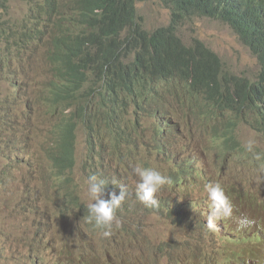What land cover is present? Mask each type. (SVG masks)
Listing matches in <instances>:
<instances>
[{
    "label": "trees",
    "instance_id": "16d2710c",
    "mask_svg": "<svg viewBox=\"0 0 264 264\" xmlns=\"http://www.w3.org/2000/svg\"><path fill=\"white\" fill-rule=\"evenodd\" d=\"M137 1L148 0H32L34 7L26 15L0 17V72L7 70L8 82L0 99V139L14 138L13 160H20L22 168L28 162L20 159L17 150L21 148L18 145L16 150L15 143L27 142L28 134L34 138L43 135L40 151L48 163L44 178L57 201L62 200L61 207L65 210H54V214L66 212L67 217L81 222L74 211L81 210L82 202L69 176L77 162L79 133L84 137L89 172L96 169L98 162L99 168L105 169L102 158L105 154L113 160L119 159V164L131 171L136 166L148 167L150 163L137 156L142 117L151 120L150 129L157 137L167 135L168 127L170 134L178 129L179 145L167 154V161L169 166H181L167 175L171 182L159 190L157 205L147 207L141 203L135 196L134 186L132 191L127 190L128 196H132L140 210L125 213L119 207L115 214L141 218L142 210H161L164 217L173 220L178 231L183 228L180 232L189 237L188 253L174 254L176 243L161 241L139 252L140 259L147 260V264H244L245 259L264 264V212L257 216L255 225L236 235L220 230L218 225V231L224 232L232 245L230 257L226 260L225 250L221 249L205 257L209 249L204 236L197 233L196 221L185 227L179 224L187 207L175 200L167 201L161 194L170 186L175 194H185L190 187L203 193V186L214 183L215 178L225 181L222 170L214 172L213 161L208 158L215 149H218L215 158L225 155L234 170L260 162L246 151L238 137L231 135L238 123L264 133V0H161L170 10V21L151 31L143 27ZM10 2L0 0V7ZM200 15L230 26L258 57L255 73L229 72L221 58L202 41L194 39L189 45L183 42L178 35L179 24ZM28 20L34 23L22 26ZM11 41L15 44L9 45ZM36 41H46L48 46L50 77L46 81L30 82L25 79L29 58L23 60V56L28 51L32 53L31 47ZM193 114L198 116L204 129L214 132L211 141L214 139L217 145L197 141L190 122ZM183 115L185 119L181 120ZM25 150L33 152L28 146ZM91 158L96 161L93 165H90ZM207 158L208 174L204 165ZM103 178V198H109L108 194L113 191L119 195L115 180L107 174ZM222 187L238 208L252 199L264 205V199L258 198L248 185L244 190L231 183ZM194 203V210L201 216L197 221L204 222L210 214L206 197L201 203ZM219 222L229 230L237 229L230 226L231 219ZM204 230L212 232L207 227ZM127 231L128 225H123L122 232L126 235ZM64 249L68 251L64 264H121L117 262L122 254L115 255L117 250L109 252L107 246H102L97 256L86 248L65 245ZM34 253L38 261H44V256L36 250ZM160 253V258L153 255ZM103 255H108L106 263L99 260ZM158 259L166 262L157 263Z\"/></svg>",
    "mask_w": 264,
    "mask_h": 264
},
{
    "label": "rangeland",
    "instance_id": "374dc122",
    "mask_svg": "<svg viewBox=\"0 0 264 264\" xmlns=\"http://www.w3.org/2000/svg\"><path fill=\"white\" fill-rule=\"evenodd\" d=\"M31 3L32 0H11L4 8L0 7V17L7 19L9 14L22 17L29 12L31 7H34ZM136 9L138 15L142 18L143 27L148 31L167 25L170 21V10L164 6L161 0L137 1ZM33 23L32 20H28L22 23V26L28 27ZM178 27V35L185 44L189 45L193 43L194 39L202 41L221 58L227 71L246 75H252L256 72L258 57L252 54L249 48L239 40L237 34L227 23L219 19L200 15L181 22ZM8 44L14 45L15 41H11ZM32 44H29V46ZM47 50L46 41L43 43L36 41L31 47L32 53L30 54L28 51L24 54L23 60L29 58L30 63L28 73L25 74L26 80L33 82L34 79L42 81L49 79L50 72L47 59L49 51ZM6 79L7 70H3L0 72V99L5 94L8 86ZM184 119L185 116L183 115L181 120ZM190 119L197 141L206 140V145H217V141L214 139L211 141L214 132L209 130V128L204 129L205 127L201 125L196 114L191 115ZM139 123L138 140L141 144L137 156L143 161L150 159L152 168L160 170L166 176L171 173L173 168L178 170L181 165L176 168L169 166L167 161V154L179 145L180 136L178 132L175 131L171 134L169 132L167 134L169 137L167 135L157 137L150 129L151 120L144 116L140 119ZM222 127L224 130V126ZM235 129L231 137L235 139L238 137L243 145L249 139L254 140V149L253 153H251L252 155L257 154L256 158L260 157L259 159L263 161L260 164L254 163V166L251 167H239L232 173L231 166L225 163L219 162L216 168L217 170L224 168V179L231 173L230 178L237 186L251 185L250 187L253 188L255 195L258 198L264 199V181L258 179V177H264V133L256 132L245 124H239ZM26 139L27 142L15 143L16 150L18 145L25 152L27 146L33 150L32 153L29 150L26 152V159L29 158V162L22 168L20 167V160H13L15 156L12 149L14 138L3 137L0 139V264H64L68 253L66 249H63L64 244L69 245L73 249H78L83 245V247L96 256L101 253L102 246H107L109 252L117 250L115 255L118 256L121 254L126 255L129 252L130 255L126 257L127 261L132 259L129 264H147V261L140 259L139 252L145 250L151 243L158 244L161 241L165 243L175 242L177 248L174 254L176 252H179V255L188 253L186 241L189 237L184 233L178 232L177 228L174 227L173 220L164 217L161 210H142L140 211L141 218H123L121 215L115 214L120 221V226H114L112 234L107 238L103 237L98 230L86 221L85 208L89 201L85 195V188L88 177L95 175L99 179H102L107 174L115 180L117 188L123 185L130 191L136 186L138 179L134 175L133 169L130 171L126 166L121 167L109 155L102 157L104 158L105 169L97 166V169L89 172L87 170L89 164L85 162L84 150H86V145L82 133L78 135L76 166L69 175L72 183L77 187L76 195L82 202L81 210L79 208V210L76 209L74 211L81 218V222L67 217L66 212L65 215L54 214V210H65L61 207L62 200L57 201L54 190L44 178L48 163L40 151L43 144V135L42 138H34L31 134H28L26 135ZM210 152L211 154L208 158L213 161L214 166L218 149ZM208 158L204 162V165H207V174L209 171ZM90 160L92 161L90 165L96 162L92 158ZM245 179L247 185L245 184ZM217 180L220 183H225V181L220 179ZM161 194L167 201L175 200L187 207V213H185L186 211L183 212L179 224L181 227H185L189 223L196 221V224H198L197 233L204 236V242L209 249L205 257L215 255L218 249H221L225 250V259H229L232 245L228 241L229 238L225 237V233L218 232V227L212 232L205 231L207 219L204 222L197 221L201 216L199 212L194 210L193 206L195 205V201L201 202L204 199V193L199 192L197 188L192 189L190 187L189 192L185 194H175L173 188L170 186L164 188ZM228 198L230 197L228 196ZM120 207L125 209V213L132 210H140L133 202L132 196H128L127 200ZM203 207L206 209L205 204H203ZM263 212L264 205L258 204L253 199L251 202L241 203L239 208L233 205V216L246 215L250 219H253L255 224L257 218H259L257 216ZM123 225H128L129 227L126 235L122 232ZM218 225L223 228L226 227V225L224 226L219 221L217 222ZM230 226H236L232 220ZM231 231L234 234H238L237 229ZM38 243L39 245H37ZM35 250L38 254L44 256L43 262L36 259ZM133 255L139 259L134 258ZM153 255L160 258L162 254ZM262 255L264 257V250H262ZM99 260L106 263L108 255H103ZM156 262L165 263L166 261L165 259H158ZM119 263L125 264L123 261ZM244 264H258V260L248 262L245 259Z\"/></svg>",
    "mask_w": 264,
    "mask_h": 264
},
{
    "label": "clouds",
    "instance_id": "9594fccd",
    "mask_svg": "<svg viewBox=\"0 0 264 264\" xmlns=\"http://www.w3.org/2000/svg\"><path fill=\"white\" fill-rule=\"evenodd\" d=\"M254 144L255 141L249 139L243 146L246 151L253 152ZM117 157L121 158V160L124 162L123 156L119 155ZM28 159L29 158H27L26 160L28 161ZM259 160L260 162L256 164H260L261 161H263L262 159ZM115 161L116 163H119L118 160L115 159ZM219 162L231 166V173L236 171L233 168L234 165L227 160L225 155H223L215 158V165L213 166L214 172L218 171L216 165ZM120 166L122 167L123 165L120 164ZM132 171L138 179L135 191L136 198L147 207H155L157 205L158 196L160 195L158 192L165 184L171 182L170 177L164 175L160 170L152 168L150 163H148V167L136 166ZM231 173L225 177V183H220L217 178H215L214 183L209 182L203 186V193L205 194L207 207L210 212V214L207 215L206 225L209 231H215L217 229V222L220 220L231 219L235 223L238 231L251 228L255 224V221L253 219H250L246 215L238 217L233 216L232 202L228 198V195L225 193V190L222 186L226 183L234 184L237 188L240 189H243L244 186H237L235 182L230 178ZM258 179L264 181V177H258ZM104 193V180L99 179L95 175L87 178L85 195L87 196L89 202L86 205V221L91 224L96 230H98L103 237L107 238L112 234L114 226H120V221L115 215V212L116 209L120 207L122 202L129 195V193L126 187L123 185L119 187V195H117L116 192L113 191L108 194L109 198L105 199L103 198ZM129 255V252L126 255L122 254V258L119 259L117 263H119L120 261H123L125 264L131 263L132 259L129 261L126 260V257Z\"/></svg>",
    "mask_w": 264,
    "mask_h": 264
},
{
    "label": "bare ground",
    "instance_id": "6f19581e",
    "mask_svg": "<svg viewBox=\"0 0 264 264\" xmlns=\"http://www.w3.org/2000/svg\"><path fill=\"white\" fill-rule=\"evenodd\" d=\"M50 38V37H49ZM152 105H154V104H152ZM149 107H151V106H149ZM156 107V106H155ZM154 107V108H155ZM148 108V107H147ZM238 123V122H237ZM240 123H238V125H239ZM234 129V128H233ZM251 129V128H250ZM176 130V129H175ZM236 130V129H235ZM234 130V131H235ZM177 131H178V134H179V130L177 129ZM170 132V128L168 127L167 128V134ZM260 135V134H259ZM39 136H41V135H39ZM261 136V135H260ZM241 141V140H240ZM257 148V147H256ZM18 151V153H19V155H20V157H21V159L24 161V162H28V161H26V152L24 151V150H22V149H18L17 150ZM255 152V151H254ZM253 153V152H252ZM251 153V154H252ZM261 153V152H260ZM264 153V152H263ZM262 153V154H263ZM256 155L257 154H255V155H253V156H255L256 157ZM91 156H93V153L91 152ZM248 156H249V154H248ZM260 158V157H259ZM92 160H94V159H92ZM98 160V159H97ZM115 160V159H114ZM117 160V159H116ZM119 160V159H118ZM259 160V159H258ZM257 160V161H258ZM120 161V160H119ZM253 162V161H252ZM248 165V164H247ZM97 166L99 167V162L96 164V169H97ZM220 166V165H219ZM250 167H251V165H249ZM239 167V166H238ZM223 168V167H222ZM254 169V168H253ZM94 170V169H93ZM243 170V169H242ZM263 171V170H262ZM242 172V171H241ZM222 173H224V168L222 169ZM264 174V173H263ZM113 176V175H112ZM245 176V175H244ZM259 176V175H258ZM238 177V176H237ZM239 177H241L240 175H239ZM262 177V176H261ZM106 178V177H105ZM104 178L102 177V180H103ZM242 179V178H241ZM109 180H111V179H109ZM243 180V179H242ZM256 180V179H255ZM112 181V180H111ZM254 182V181H253ZM259 182V181H258ZM112 184V183H111ZM253 184V183H252ZM259 184V183H258ZM242 186V185H241ZM251 186V185H250ZM237 188V187H236ZM240 189V188H239ZM244 190V189H243ZM237 192H238V190H237ZM245 193V192H244ZM248 193V192H247ZM76 194V193H75ZM77 196V195H76ZM242 196V195H241ZM60 197V196H59ZM74 197H75V195H74ZM230 199V198H229ZM51 200H53V199H51ZM75 200H76V198H75ZM235 200V199H234ZM78 201V200H77ZM237 201V200H236ZM52 202H54V201H52ZM55 202H56V200H55ZM240 202V201H239ZM58 203V202H57ZM245 203V202H244ZM71 206V205H70ZM73 206V205H72ZM60 210V209H59ZM71 210V209H70ZM79 210V209H78ZM77 210V211H78ZM78 213V212H77ZM221 223V222H220ZM222 224V223H221ZM175 227V226H174ZM183 229V228H182ZM181 229V230H182ZM219 229L220 230H222V231H228V232H233V231H231V230H229V229H227L226 227L225 228H223V227H221V226H219ZM180 230V231H181ZM180 231H178V232H180ZM219 232V231H218ZM224 233V232H223ZM237 233V232H236ZM234 234V233H233ZM178 235H180V234H178ZM236 235V234H235ZM234 236V235H233ZM241 237V236H240ZM239 237V238H240ZM232 240V239H231ZM230 241V240H229ZM233 243V242H232ZM67 244V243H66ZM230 245V244H229ZM235 244L233 243V246H234ZM64 246H65V244H64ZM67 246V245H66ZM231 247V246H230ZM82 248H85V247H83V245H81V247L80 248H78V249H82ZM245 248V247H244ZM64 249V248H63ZM87 249V248H86ZM187 249V248H186ZM230 249V248H229ZM63 251H65V250H63ZM73 251V250H72ZM89 251V250H88ZM61 252H62V249H61ZM185 252V251H184ZM248 252V251H247ZM72 254V253H71ZM240 254V253H239ZM226 255V254H225ZM73 256V255H72ZM78 256V255H77ZM76 256V257H77ZM75 257V256H74ZM79 257V256H78ZM191 259V258H190ZM189 259V260H190ZM142 260V259H141ZM144 261V260H143ZM145 261H147V260H145ZM191 261V260H190ZM32 263V262H31ZM192 263V262H191ZM189 264V263H188Z\"/></svg>",
    "mask_w": 264,
    "mask_h": 264
}]
</instances>
